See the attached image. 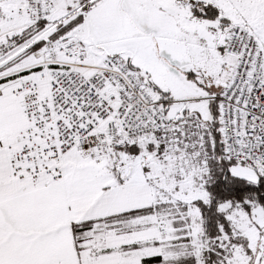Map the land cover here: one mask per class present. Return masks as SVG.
<instances>
[{
	"label": "snow or ice",
	"instance_id": "obj_1",
	"mask_svg": "<svg viewBox=\"0 0 264 264\" xmlns=\"http://www.w3.org/2000/svg\"><path fill=\"white\" fill-rule=\"evenodd\" d=\"M0 264H264V0H0Z\"/></svg>",
	"mask_w": 264,
	"mask_h": 264
}]
</instances>
